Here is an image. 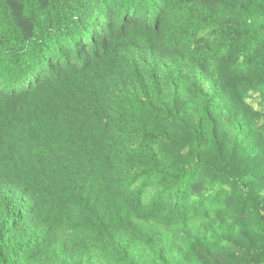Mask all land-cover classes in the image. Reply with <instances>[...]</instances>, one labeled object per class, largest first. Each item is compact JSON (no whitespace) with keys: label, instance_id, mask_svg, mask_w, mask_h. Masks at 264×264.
I'll return each mask as SVG.
<instances>
[{"label":"trees","instance_id":"16d2710c","mask_svg":"<svg viewBox=\"0 0 264 264\" xmlns=\"http://www.w3.org/2000/svg\"><path fill=\"white\" fill-rule=\"evenodd\" d=\"M0 264H264V0H0Z\"/></svg>","mask_w":264,"mask_h":264}]
</instances>
